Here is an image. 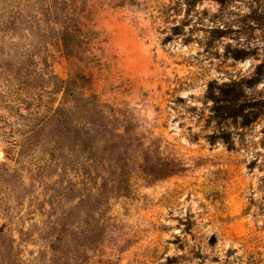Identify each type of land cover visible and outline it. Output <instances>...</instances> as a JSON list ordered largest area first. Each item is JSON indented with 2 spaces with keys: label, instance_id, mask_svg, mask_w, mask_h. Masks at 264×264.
I'll return each instance as SVG.
<instances>
[{
  "label": "rangeland",
  "instance_id": "rangeland-1",
  "mask_svg": "<svg viewBox=\"0 0 264 264\" xmlns=\"http://www.w3.org/2000/svg\"><path fill=\"white\" fill-rule=\"evenodd\" d=\"M0 264H264V0H0Z\"/></svg>",
  "mask_w": 264,
  "mask_h": 264
},
{
  "label": "trees",
  "instance_id": "trees-1",
  "mask_svg": "<svg viewBox=\"0 0 264 264\" xmlns=\"http://www.w3.org/2000/svg\"><path fill=\"white\" fill-rule=\"evenodd\" d=\"M258 75H259L258 71H255L254 76L251 78H248L246 80H240L238 82L224 83L220 87H216V90L218 91L217 94H220L222 97L217 98L211 95L209 97V100H212L215 104L218 102L233 104L231 105V111L228 113L227 118L241 115L242 112L245 110V108L253 110V108H256L257 106V104H255L257 100H253V101L250 100L248 101V103L246 102V100H244L242 101V104H238L240 99L237 94L241 93L245 88L256 85L259 82V79L257 78ZM209 86H210L209 88L211 89L212 85ZM230 95H234L235 97H230ZM258 105L262 107L261 104Z\"/></svg>",
  "mask_w": 264,
  "mask_h": 264
}]
</instances>
